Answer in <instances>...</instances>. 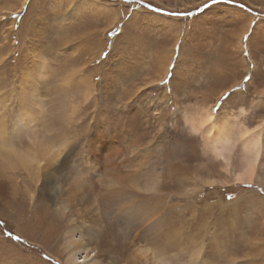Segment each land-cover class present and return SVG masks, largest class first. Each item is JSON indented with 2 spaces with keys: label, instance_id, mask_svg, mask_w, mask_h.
I'll return each instance as SVG.
<instances>
[{
  "label": "rangeland",
  "instance_id": "374dc122",
  "mask_svg": "<svg viewBox=\"0 0 264 264\" xmlns=\"http://www.w3.org/2000/svg\"><path fill=\"white\" fill-rule=\"evenodd\" d=\"M261 71L264 0H0V264L122 260L86 237L87 197L66 194L108 181L113 153L112 175L164 191L109 209L132 224L133 248L157 245L174 264H264V179L235 181L241 144L227 166L207 132L180 135L209 114L234 141L264 126ZM21 157L39 162L38 180Z\"/></svg>",
  "mask_w": 264,
  "mask_h": 264
},
{
  "label": "bare ground",
  "instance_id": "6f19581e",
  "mask_svg": "<svg viewBox=\"0 0 264 264\" xmlns=\"http://www.w3.org/2000/svg\"><path fill=\"white\" fill-rule=\"evenodd\" d=\"M97 45H98L97 42L94 41L93 46H97ZM180 126H181L180 128L181 136L187 134L188 130L189 133L198 134V135L207 132L208 148L217 157H222L224 160H226L227 166L230 165V159L233 154V150L235 146L238 143L241 144L239 146L242 148L244 153L245 166L236 175L235 181L241 184L247 181L252 182L256 178L262 177L264 179V171H261V169L259 168L261 148H262V133L264 130L263 123L260 124L258 126V129H256L255 131H251V130L243 131L242 135H240L237 138L238 140L235 141L234 138L229 136L228 128L224 127L222 132L216 129V120H215V115L213 114H209L206 117H204L203 120L198 125H195L193 122L189 124V121L186 120L182 122ZM105 148H108V145ZM8 151H10L15 157H18L20 154V152L17 149H15V147L10 148ZM57 156H59V154ZM121 156L122 155L120 153H113L112 155L109 156V161H110L109 163L112 162L113 163L112 165H109L110 166L109 169L105 167L103 170V172L107 174V176L109 177L108 181L105 180V178L102 179L101 177L102 179L101 182L103 184H106L105 185L106 187L102 186L104 189L103 191H102V187H100L102 184L99 179H98L99 186H95V185L90 186V178L93 176H90L86 180H83V182L74 183L66 191V194L74 195L76 197H78L79 193L82 192V194L87 197V201H89L88 205L90 206L91 211H93L92 213H94L95 225L89 228L86 237L89 238V240L91 239V243H95L96 248H98L99 250L105 251L107 248H109L112 250H117L119 252V254L122 257V260H120L119 262L112 260L110 264H174L170 260V258L166 256L165 250L160 249L157 245L155 246L143 245V246H138L137 248H133L134 241L129 240V239H136V238H132L131 236L133 233L132 224L114 215L113 212L109 210L111 207H113L112 204L115 202L121 204L128 203L131 199L129 198V196L132 194L133 195L137 194L138 189H142L148 192L150 195L161 193V191L164 192L163 189H161L162 186L160 188V180L158 178L157 179L153 178V180H151L149 183L139 188V186L136 184H126L120 177L116 175H112L111 172H114L116 171V169H118L116 165L119 164L117 161H120L119 159ZM19 160L20 162H22L24 166L30 167L31 175L38 180L39 179L38 174L40 170L39 162L33 163L32 160L25 159L24 157H21ZM114 163L115 165H113ZM183 164L184 162H181L180 165ZM225 172L227 174L229 173L228 167L225 168ZM169 177H173V176H169ZM192 180L194 182V187H195L192 189V193L195 194L197 191L196 188H197V184H199V181L196 179V176ZM175 195H177V193L174 194V196ZM129 204H131V202ZM67 213L70 214V210ZM193 214H195V212ZM150 217H153V215H149V214L145 215L143 221L147 220ZM56 219L60 220V222L56 220L58 222L56 228L63 229L62 219L60 217H56ZM161 223H163L162 220L154 219L151 224L146 225V230L150 228V225H153V229H156L160 226ZM80 238L82 239L81 241L82 243H80L79 247H81L83 245V242L86 241L84 235H80ZM190 257H192L195 260H198L199 251L196 250ZM74 261L77 264L79 263L77 261V258L70 259L69 263L74 264ZM201 261L203 262L204 258H202ZM197 262L199 263V261Z\"/></svg>",
  "mask_w": 264,
  "mask_h": 264
},
{
  "label": "snow or ice",
  "instance_id": "6c2138e0",
  "mask_svg": "<svg viewBox=\"0 0 264 264\" xmlns=\"http://www.w3.org/2000/svg\"><path fill=\"white\" fill-rule=\"evenodd\" d=\"M212 2H213V4H215V3H218L219 0H212ZM209 7H210V5H205L206 9L209 8ZM152 11H158V9H152ZM169 15H174V14H169ZM241 23H242V21H241ZM244 40L247 42L249 40V36H245ZM256 76H257L258 79H264V71H261L260 73H257ZM247 79H251V77H247ZM247 187H251V186H247ZM8 235L11 236V233L9 232ZM13 239L19 241L20 238L19 237H13Z\"/></svg>",
  "mask_w": 264,
  "mask_h": 264
}]
</instances>
